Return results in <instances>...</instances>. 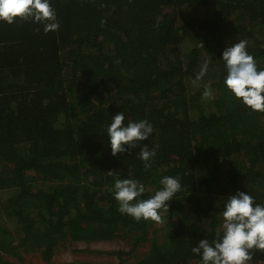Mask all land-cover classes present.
Masks as SVG:
<instances>
[{"label": "trees", "instance_id": "16d2710c", "mask_svg": "<svg viewBox=\"0 0 264 264\" xmlns=\"http://www.w3.org/2000/svg\"><path fill=\"white\" fill-rule=\"evenodd\" d=\"M51 5L56 31L0 22V264L30 253L56 264L67 241L117 239L132 247L103 253L115 262L61 264H199L191 248L221 233V198L246 191L264 204V113L229 94L220 60L227 45L246 40L264 69V0ZM120 111L125 123L148 120L153 133L112 156L105 130ZM146 144L158 145L149 168L138 156ZM163 176L178 177L182 189L161 210L160 228L118 212L114 178L139 180L147 199ZM144 242L149 250L131 262ZM251 263L264 264V252Z\"/></svg>", "mask_w": 264, "mask_h": 264}, {"label": "clouds", "instance_id": "9594fccd", "mask_svg": "<svg viewBox=\"0 0 264 264\" xmlns=\"http://www.w3.org/2000/svg\"><path fill=\"white\" fill-rule=\"evenodd\" d=\"M17 19L37 24L45 33L59 29L51 0H0V22L11 25ZM220 60L226 72L223 83L229 94L248 110L264 113V69H258L254 57L248 53L247 41L227 45ZM207 71L208 61H205L196 79H202ZM204 96L210 97L211 90L206 89ZM105 131L110 153L116 156L135 149L139 142L148 141L153 126L146 119L125 123V113L120 111L112 115ZM157 147L149 148L148 144L140 147L138 156L145 162V168L151 166ZM159 184L161 187L153 195L141 199L145 186L139 180L114 178L110 191L118 203V212L136 221L163 223L161 210L169 211L168 202L181 191L182 185L174 176H163ZM221 199L218 213L221 233L212 241L199 240L191 253L199 257V264H252L253 252H264V204L256 203L246 191H236Z\"/></svg>", "mask_w": 264, "mask_h": 264}, {"label": "rangeland", "instance_id": "374dc122", "mask_svg": "<svg viewBox=\"0 0 264 264\" xmlns=\"http://www.w3.org/2000/svg\"><path fill=\"white\" fill-rule=\"evenodd\" d=\"M186 12L187 11L184 12V15L186 14ZM188 44L189 42H186L184 47H182V51L184 53L187 52L188 50ZM262 185L264 186V182H262ZM262 198L264 199L263 196ZM154 226H156L157 228L161 227V225H159L158 223ZM159 240L160 241L162 240L161 234ZM126 249H128L127 241L121 239L98 242L93 244L65 243L55 252L53 256V260L56 264L72 262V261L74 262L89 261V262H97V263L115 262L116 260L114 259V257L103 253L114 252L118 250H126ZM148 250H149V243L145 242V244H143L140 247V249L130 258L131 262L135 260L134 259L135 257H139L143 255ZM95 252H98L99 254H95ZM24 258L25 260L22 262V264H43V261L39 253H30L25 255Z\"/></svg>", "mask_w": 264, "mask_h": 264}, {"label": "flooded vegetation", "instance_id": "af4514ba", "mask_svg": "<svg viewBox=\"0 0 264 264\" xmlns=\"http://www.w3.org/2000/svg\"><path fill=\"white\" fill-rule=\"evenodd\" d=\"M111 241H113V240H111ZM104 242H105V241H104ZM143 244H145V242H144ZM143 244H142V245H143ZM127 246H128V249H126V250H121V251H129V250H130L129 247H132V246H129V239H128ZM139 249H140V247L137 248V251H138ZM118 251H119V250H118ZM137 251H136V252H137ZM142 256H143V255H142ZM142 256H141V257H142ZM131 257H132V256H131ZM131 257H130V258H131ZM134 259H135V258H134ZM130 260H131V259H130Z\"/></svg>", "mask_w": 264, "mask_h": 264}]
</instances>
